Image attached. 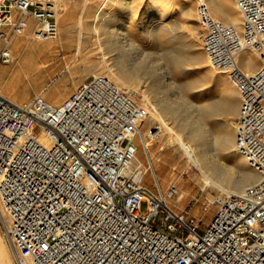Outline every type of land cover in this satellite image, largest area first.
<instances>
[{"label": "built area", "instance_id": "2783aa9c", "mask_svg": "<svg viewBox=\"0 0 264 264\" xmlns=\"http://www.w3.org/2000/svg\"><path fill=\"white\" fill-rule=\"evenodd\" d=\"M239 28L196 8L207 63L236 88L234 148L258 180L241 194L219 192L204 228L153 193L147 166L133 165L149 116L137 93L103 75L81 82L59 105L0 93V226L15 264H264V0H234ZM56 0H0V63L12 38L58 33ZM256 53L248 72L243 52ZM152 133L149 131V134ZM145 209L142 210V205Z\"/></svg>", "mask_w": 264, "mask_h": 264}, {"label": "bare ground", "instance_id": "6f19581e", "mask_svg": "<svg viewBox=\"0 0 264 264\" xmlns=\"http://www.w3.org/2000/svg\"><path fill=\"white\" fill-rule=\"evenodd\" d=\"M131 1L133 0H112L113 3L107 4L110 10L97 15V19H101L100 26L102 28H62L61 36L56 43L41 45L39 49L37 48L39 56L32 54L25 56L19 52L16 62L13 63L9 71L0 68V75L2 78H6L5 85H12L19 94L24 95L28 85L36 84L40 75L49 71L45 62L39 60L44 57L46 49H52L51 54L44 57V59L51 60L50 67L57 66L56 58L58 55H62L61 59L64 61V65L66 64L65 68L68 69L67 63L69 62L67 61L72 58L84 60L91 57L92 51L89 50V46L94 45L104 67H108L106 77L122 89L139 92L143 100L151 105L153 110L150 107L147 120L157 123L158 127H156V131L150 133V138L159 144L160 150L167 146L180 152L183 159L200 172L203 187H215L222 189L225 193L241 194L258 180V175L248 167L234 148L235 130L232 116L237 115L239 103L236 88L229 80L227 81L225 77L221 76L217 79L216 87L223 93H220L221 97H214L207 96L200 90L196 91L197 82L194 79L179 82L169 78L167 82L160 85L153 78L148 87L149 93L154 99V103H152L144 91L138 90L137 85L141 75H155L161 69L160 63L156 61L165 60V65L170 68L167 73L172 75L177 70L181 74L188 73L187 69H182L183 64L192 61L207 63V58L201 49L195 50L192 55L185 51L182 57L174 52L165 51L163 42L160 41L157 48L156 42L153 41V43L150 40L154 37H165V43L171 41L175 46H183L184 50L190 49L189 45L182 43L178 28L176 26L173 28L171 23L166 22L172 7L171 4H162L164 0H150L148 7L151 9L142 18L145 28H129L130 24L139 23L135 18L126 23V27L116 28L118 16H121V12L124 13L126 8L131 6ZM188 1L179 0L175 7V13L180 12L184 16H188L192 10V5L187 4ZM106 2L108 1L106 0ZM200 2L206 3L218 20L236 28L240 27L241 16L231 0H199ZM114 7L119 11H114ZM214 14L213 16L216 17ZM164 23L165 25L167 23V28H154ZM140 30L143 31L149 42L153 43L152 47L146 48L137 40ZM26 35L36 41L30 31L17 37ZM25 41L27 42V40H17L15 46L20 48L25 44ZM29 47L31 48V46ZM9 51L11 52V50ZM151 58L155 60H151ZM244 58L248 61V67L245 69L248 72H254L258 68L256 53L243 52L239 57V63H243ZM108 60H112V64L108 63ZM205 66H209L208 63ZM209 83L211 82L209 81ZM59 84L61 87H58ZM216 87L214 85V88ZM68 88L69 86L62 83L61 79L49 90L48 95L56 99ZM174 88L175 92L180 95H174ZM164 90L168 92V96L163 95ZM185 91H192L195 93V97L187 96ZM148 104L144 103L147 106ZM172 123L175 124V130L171 126ZM133 165L144 166L137 157L133 161ZM180 197L181 194L178 195V199ZM212 201L210 199V202Z\"/></svg>", "mask_w": 264, "mask_h": 264}, {"label": "rangeland", "instance_id": "374dc122", "mask_svg": "<svg viewBox=\"0 0 264 264\" xmlns=\"http://www.w3.org/2000/svg\"><path fill=\"white\" fill-rule=\"evenodd\" d=\"M57 1V24H58V36L55 39L48 40L45 42H37L31 39L28 35L23 37H13L10 43L9 49L11 50V62L7 64L0 63V68L8 69V71L12 68L13 63L17 60V54L22 52L25 56L32 54L33 56H39L37 48L41 45L54 44L59 40L61 36L62 28H102L101 19H97V15L104 11H109L110 7L107 6L109 3H113L112 0H56ZM179 0H164L162 4H171L172 10L169 18H166L167 23H171L173 28H178L181 33V41L190 46L189 50H184L183 46H175L173 42H164L166 38L154 37L150 39L152 42H156V45L161 41L165 47V51L174 52L175 54H179L183 57V53L194 54L195 50L202 48L201 42V34L203 33V29L200 26L196 8L199 4V0H189L187 4L192 5V10L188 16H184V14L178 12L175 13L176 5ZM233 6L235 7L234 1L231 0ZM150 0H133L130 2V7L126 8V11L121 12V16H118V20L116 23V28L126 27V23L131 22L132 18H135L139 21L136 24H130L129 28H145L143 24V17L150 11V7H148ZM106 4V5H105ZM134 5V6H133ZM210 8V7H209ZM114 11L118 12L119 9L114 7ZM128 9V10H127ZM211 10V9H210ZM237 10V8H236ZM238 11V10H237ZM212 12V10H211ZM125 14V15H124ZM214 14V13H213ZM124 15V16H123ZM215 15V14H214ZM216 16V15H215ZM218 18L217 16L215 17ZM240 18V17H239ZM162 24L154 28H167L168 25ZM124 24V25H123ZM126 24V25H125ZM140 36L137 40L144 45L146 48L153 46L152 42H149L148 38L143 31H139ZM160 38V39H159ZM17 40L25 41V44L20 46H15ZM148 41V42H147ZM148 43V45H147ZM14 44V45H13ZM38 45V46H37ZM31 46V48L29 47ZM37 46V47H36ZM91 46V47H90ZM89 50L92 51V56L87 59H74L72 58L70 61H67L68 69L65 68L64 61L61 59L62 55L57 56V66L50 67L49 59H44L51 54L52 49H46L44 52V57L40 58V61H44L49 69L48 72H44L40 75V79L35 84L28 85L26 88V92L24 95H21L17 92V89L10 85L7 86L6 78L0 75V93L9 97L10 99L17 102H26L36 95H42L47 102L52 105H59L63 102L70 93L85 79L92 75H104L106 76V72L108 71V67H104L100 55L96 53V48L94 45H90ZM2 47V42L0 41V49ZM29 47V48H28ZM157 48L159 47L156 46ZM28 48V49H27ZM33 48V49H32ZM178 49V50H177ZM50 51V52H49ZM32 52V53H31ZM35 52V53H34ZM40 52V50H39ZM252 52V51H247ZM111 56L109 57V59ZM14 62H13V61ZM39 60H37L39 62ZM151 60H155L151 58ZM110 64H112V60H108ZM243 61V59H242ZM247 61L244 58L243 63ZM161 65V69L155 75H141L139 79V83L137 88L139 91H144L146 95H148L149 100L154 103V99L151 97L149 93V84L152 82V79L162 85L168 81L169 78H172L174 81L184 82L189 79H194L197 83V90L202 91L203 94L207 96L221 97L217 85V79L219 77H225L228 81L226 74L211 70L209 66H205L206 62H191L188 64H183L182 69H187L188 73L181 74L178 70L176 73L170 75L167 72L169 71V67L165 65V60H158ZM205 64V65H204ZM51 68V69H50ZM169 68V69H168ZM64 77V78H63ZM9 78V77H7ZM62 79V83H66L69 88L68 90L58 96L56 99L51 98L48 93L49 90L57 84L58 81ZM209 81L211 83H209ZM215 83V84H214ZM210 84V86H209ZM214 85L216 88H214ZM61 87L59 84L58 87ZM13 87V88H11ZM209 89V90H207ZM217 89V90H216ZM216 90V91H215ZM136 92V91H135ZM213 92V93H212ZM163 95L168 96V92L164 90ZM174 95L178 94L175 92V88L173 89ZM185 94L190 97H195V93L192 91H185ZM214 94V95H213ZM139 100L143 103H147L146 100H143V97L137 92ZM239 102V100H238ZM146 106V105H145ZM149 109L151 105H149ZM239 103L237 105L238 111ZM151 110L152 107H151ZM236 115H233V121ZM231 117V118H232ZM222 123V122H221ZM223 124V123H222ZM234 125V123H233ZM171 126L175 130V124L172 123ZM156 127H158L157 123L148 121L147 119L143 123L141 127V132L143 134L144 143L146 147H144L140 140L138 141V153L137 158H139L143 165L147 166L146 155L151 159L152 167L154 168V176L158 180L159 187H157L153 181V174L148 171L146 175L145 186L152 191L153 193H157L158 189L161 192L165 193L171 184L177 187V193L175 197L168 200V205L175 211L176 213H186L191 217L195 218L199 221V227L204 228L208 221L214 214L215 206L210 199L213 200L215 195L219 192H224L222 189L215 187H203L201 174L200 172L189 165L184 159L183 155L175 151L174 149L168 148L165 146L162 150L159 148V144L156 141H152L150 138V132L156 131ZM181 194V197L178 199V195ZM213 198V199H212ZM209 200V201H208ZM145 209V204L142 205V210ZM2 250L4 252L2 253ZM0 264H15L14 253L10 247V244L6 237L4 236L1 226H0Z\"/></svg>", "mask_w": 264, "mask_h": 264}, {"label": "crops", "instance_id": "0c3cea01", "mask_svg": "<svg viewBox=\"0 0 264 264\" xmlns=\"http://www.w3.org/2000/svg\"><path fill=\"white\" fill-rule=\"evenodd\" d=\"M4 252V250H2V253Z\"/></svg>", "mask_w": 264, "mask_h": 264}]
</instances>
